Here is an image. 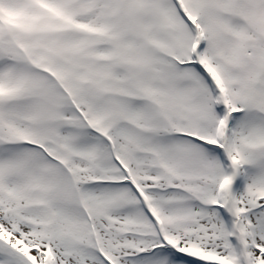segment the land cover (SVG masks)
<instances>
[{
    "label": "rangeland",
    "instance_id": "1",
    "mask_svg": "<svg viewBox=\"0 0 264 264\" xmlns=\"http://www.w3.org/2000/svg\"><path fill=\"white\" fill-rule=\"evenodd\" d=\"M45 1L0 0V133L8 137L0 139V239L18 259L38 264L33 257L44 252L46 264H92L95 256L112 263L115 249L133 244L127 229L140 216L125 187L131 178L162 192L210 181L197 211L175 192L148 191V201L175 221L174 212L189 211L185 220L200 222L192 250L202 251L199 235L212 229L231 240L221 201L214 210L207 201L218 196L215 181L235 183L220 158L223 127L246 166L232 196L246 202L255 193L251 219L264 233V0H76L68 9L83 10L70 20L59 0ZM222 77H231L226 100ZM34 142L52 160L28 147ZM42 208L55 231L45 250ZM230 253L220 257L234 264ZM148 258L160 264L162 256Z\"/></svg>",
    "mask_w": 264,
    "mask_h": 264
},
{
    "label": "trees",
    "instance_id": "2",
    "mask_svg": "<svg viewBox=\"0 0 264 264\" xmlns=\"http://www.w3.org/2000/svg\"><path fill=\"white\" fill-rule=\"evenodd\" d=\"M146 37L147 35H142L141 40L144 41V38ZM227 73L229 74L228 71ZM222 74L224 75V73ZM216 79L218 81V78ZM230 79L231 77L230 78L222 77L223 81H221L222 83H219L220 86L223 87L220 92L223 93L224 100H226L225 90L226 88L229 89L230 81H231ZM241 113L242 112L240 110L237 112L233 111L230 114L231 115L237 114V116H239ZM227 129L228 128L223 127L221 136L219 139V141L222 144V148H225L226 150H228L227 148H229V143H228L229 140L227 142L226 137H225V132L227 131ZM3 138H8V137L0 133V139H3ZM17 146H22V145H17ZM28 147H32V146H28ZM224 150L222 151L220 158L221 159L224 158L225 159L224 163H226V165L228 166L227 168L233 171V176H234L233 179L235 183H233L231 187L227 185L228 183H226L225 185L222 184L218 188L217 183L220 180H217L214 182L213 193L218 194V196L216 197V200L219 199L222 204V207L216 208L217 211L218 209H220L221 215L223 216L224 220L231 227L233 231L232 233L233 237L231 238V240L225 238V236L223 235L224 233L223 230L212 229L213 231H207L210 233L208 235H205V234L199 235L200 238H202L203 245H199L198 247L201 248L202 251L198 252L196 250H192V246L190 244H193L192 239L194 236H196V233L194 232L193 227L200 224V222L198 220L193 222V220H195L194 219L195 217H193L192 222L188 223L185 220V217L191 215L190 213H188L189 211L184 212V213L174 212L178 215V220L175 221L173 217H171V215H167L164 212V208L159 207V205L155 202L154 198L152 199V201H150L155 204L154 211L150 209L152 205H150L149 204L150 202L148 201V195H149L148 191L153 190V192L156 194L164 193L167 191L175 192L176 194H178L180 198L183 199V203L187 204L188 200L190 199L194 202V204L197 207L195 208V210L196 211L199 210L200 207L199 205H197V203L194 200L197 199L198 201H202L201 198L199 197L203 195L202 193H205V191L208 190L206 189L208 186L212 185V183H210L209 181V179H212L214 181L215 178L212 175H208V174L202 175L204 178L208 179L209 183L207 184L206 182L205 184L204 181L202 184L198 183L199 184L198 186H200L198 190L193 188V186L189 190H186L184 188L181 189L180 185H182V183L180 182V184L178 185L179 187H176V189L167 188L163 192L159 190V188L157 187V184L153 186H149V184H151L149 181L143 184L142 183L136 184L132 182L133 178H131L130 180L128 179L126 181L125 187L130 196L129 198H130L131 206H134L139 211L140 216L136 215V218L134 217V224H137L136 228L135 227L129 228L127 230H130V232L134 231V232H139L141 234L143 233L145 234V236L143 237L132 236L134 237L133 238L134 240L132 241L133 244L130 245V249H126L123 252L118 249H115L114 252H118V253L114 255L115 257H112V256L110 257L111 260L113 259L114 261V262L112 261V264H116V263L120 264L119 261H123L124 263L125 261H133V260H138V261L141 260L143 264H148L145 261V259L150 260L148 257L155 258V256H160V255L162 256V259L161 258H160L161 260L156 259V263L157 261H159L160 264H170V262L172 264H230L229 262H225V260L221 259L220 257V256L227 257L225 254L228 253L229 251H231V253L228 256V259L230 258V261L233 262L234 264H264V233L262 231V226L256 223L253 218L251 219L252 215L250 213V210L255 205V202L251 204V202L254 201V200L252 201V198L254 197L253 194L255 193L247 194L246 200H245L246 202H244V199H240L243 203L240 202L238 195L236 197L232 196L233 192L235 193L238 192L239 182L243 181V177H244L243 172L246 170L245 169L246 166L244 162L245 159H243L242 157L241 159L237 158L235 155L236 153H233V149L231 148L230 149L231 153L229 154L228 157L232 158V163L229 164L227 163V158L224 153L225 152ZM45 160L47 161V158H45ZM216 161H215V164H217V167L220 170V173H223L225 176H228V173H224L225 171H223V167L225 166V164L222 162H219V161L216 162ZM65 166L66 165L63 164V167ZM183 184L186 185L184 182ZM212 196H213L212 198H209L207 200L208 203L212 201H216L214 195ZM247 203H248V207L246 205ZM244 204L245 206H243ZM210 208L213 210L215 209V207H210ZM207 209H208V206H205V211ZM201 214H202L201 216H204V215L209 216L207 212L201 213ZM39 215L41 217H44L42 218V221L46 222V225H41L40 223V225L37 226L38 230H40V232L42 233V235H40L39 238L40 239L43 238L41 240V242H43L42 244H40L41 243L40 241H38L40 243L37 242L39 245L38 249L45 250V247L47 246L51 248L53 247L52 238L54 237L55 231H54V227H51L49 224V221H50L49 218L51 217V215L49 214L47 209L42 208ZM150 216L155 218L157 224L159 223L160 227L158 226V229L152 226V223L150 221L151 220ZM131 219L133 220V217ZM161 221L163 222L162 226L160 225ZM139 223L142 224V229L141 227L138 226ZM172 228L174 230V233L177 234L178 236H175V235L172 236L170 234ZM227 235L230 236L231 234H229L228 232ZM122 237H125V236H122ZM158 237L164 238L165 245L156 247L151 254L144 253L142 255L134 256V254L130 253V251L135 252L136 249L140 246L147 247L149 243L154 242L157 239H160ZM102 239H103V236H102ZM72 242L74 244H77L80 247H85L84 244H82L83 242H80V243L76 242V238L73 239ZM125 243L127 245V241H125ZM1 244H3L2 246L9 248V246L4 242L3 239H0V246ZM103 244H104V239H103ZM206 244H208V247H209L208 250H206L207 248ZM108 246H110L111 248H114L113 244L111 243H108ZM215 248L220 249L221 251L219 253L215 252ZM10 250L12 253L10 252ZM13 250L15 251L14 248L12 249L9 248V250L0 248V264H26L25 262H22V260L18 259L19 257H17L15 253H13ZM203 251L207 254L205 255L201 253ZM125 252H126V256L123 257ZM215 255L216 256L219 255V257H216ZM233 256H237L235 261L232 260ZM33 258H38L39 260L38 264H46L45 263L46 261H49V262L51 261L50 257L48 256L44 257V252H41L40 256L38 255ZM172 259L174 260V262L171 261ZM34 260L36 261V259ZM92 260L95 262L92 264H111L105 259H100L98 256H95V260H94V257H92ZM52 264L54 263L52 262Z\"/></svg>",
    "mask_w": 264,
    "mask_h": 264
},
{
    "label": "bare ground",
    "instance_id": "3",
    "mask_svg": "<svg viewBox=\"0 0 264 264\" xmlns=\"http://www.w3.org/2000/svg\"><path fill=\"white\" fill-rule=\"evenodd\" d=\"M37 1L41 2V1H45V0H37ZM70 1H76V0H69L68 2H65L64 0H59V2H60V9H59L60 10V15L66 20H70L72 16L73 17L79 16L82 13V10H83L82 8L76 9L79 6V4H77L76 8L68 9V8H70V4H69ZM15 17H17V16H15ZM66 20H64V21H66ZM161 245H162V243H160L157 240H155L154 242L149 243L147 245V247H141L140 246V247H138L136 249L135 252L130 251V253H132L134 255H142L144 253L145 254H151L152 253L151 249L153 247H158V246H161ZM120 264H124V263L120 262Z\"/></svg>",
    "mask_w": 264,
    "mask_h": 264
}]
</instances>
